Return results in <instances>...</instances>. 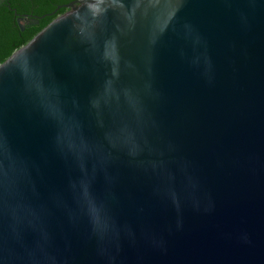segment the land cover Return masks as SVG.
I'll return each instance as SVG.
<instances>
[{
    "label": "water",
    "instance_id": "obj_1",
    "mask_svg": "<svg viewBox=\"0 0 264 264\" xmlns=\"http://www.w3.org/2000/svg\"><path fill=\"white\" fill-rule=\"evenodd\" d=\"M60 8L0 63V264H264V0Z\"/></svg>",
    "mask_w": 264,
    "mask_h": 264
},
{
    "label": "trees",
    "instance_id": "obj_2",
    "mask_svg": "<svg viewBox=\"0 0 264 264\" xmlns=\"http://www.w3.org/2000/svg\"><path fill=\"white\" fill-rule=\"evenodd\" d=\"M72 0H6L0 5V63L5 61L15 50L27 44L36 34L46 27L53 19L67 9L58 6ZM32 13L39 19V24H27L25 30L17 22V15ZM56 11V13H54ZM43 16V17H42ZM42 17V18H40Z\"/></svg>",
    "mask_w": 264,
    "mask_h": 264
},
{
    "label": "flooded vegetation",
    "instance_id": "obj_3",
    "mask_svg": "<svg viewBox=\"0 0 264 264\" xmlns=\"http://www.w3.org/2000/svg\"><path fill=\"white\" fill-rule=\"evenodd\" d=\"M73 1V0H72ZM1 4H6V0L3 2V3H1ZM0 4V5H1ZM67 10L66 11H68V8H66ZM65 11V12H66ZM15 15H17V22L22 26V25H24L25 26V28H26V25L27 24H31V23H29V22H31V21H33V19H35L34 18V15L32 14V13H23V14H16L15 13ZM20 17V21L18 20V18ZM25 30V29H24Z\"/></svg>",
    "mask_w": 264,
    "mask_h": 264
}]
</instances>
